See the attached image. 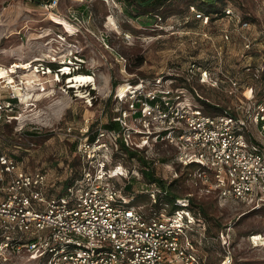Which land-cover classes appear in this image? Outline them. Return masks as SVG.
<instances>
[{
    "label": "rangeland",
    "instance_id": "374dc122",
    "mask_svg": "<svg viewBox=\"0 0 264 264\" xmlns=\"http://www.w3.org/2000/svg\"><path fill=\"white\" fill-rule=\"evenodd\" d=\"M37 1L38 5L30 0H0V66L35 61L41 69L37 77L21 69L13 75L18 83L26 82L22 85L26 96L20 98L11 124L0 127V153L15 155L25 168L57 176L58 191L66 177L79 170L75 149L79 139L87 138L83 131L89 135L115 117L116 109L125 108L114 100L119 86L118 92L147 77L182 76L180 70L188 64L210 62L212 70L215 65L218 70L226 65L230 71H250L249 88L255 86L264 95V40L259 39L264 0H217L211 7L195 0H172L157 16L133 11L132 17L120 0H54L51 6L48 0ZM200 5L201 13L212 9L218 15L212 12L207 20L197 19ZM225 7L247 22L248 29L239 31L236 21L220 17ZM243 37H250V48L245 49ZM243 65L251 67L241 70ZM66 67L67 72L63 71ZM42 69L51 73L41 75ZM74 74L90 75L94 81L73 90L67 81ZM197 75L191 67L186 76L195 92L214 98L216 88L198 81ZM219 88L225 96L223 87ZM218 102L226 105L227 100ZM109 153L100 159H106V169L119 168L111 179L120 189L131 186L142 192L137 193L142 197L137 196L134 206L145 205V214L150 191L157 188L147 185L145 173L151 172L179 198L190 197L204 209L207 217L199 221L210 239L205 248L198 249L203 264H223L226 256L230 264H264V206L251 210L236 202L219 203L215 193H205L188 176L190 170L172 164L169 147L129 149L112 158Z\"/></svg>",
    "mask_w": 264,
    "mask_h": 264
},
{
    "label": "built area",
    "instance_id": "2783aa9c",
    "mask_svg": "<svg viewBox=\"0 0 264 264\" xmlns=\"http://www.w3.org/2000/svg\"><path fill=\"white\" fill-rule=\"evenodd\" d=\"M224 14L239 31L248 29L231 7ZM259 35L264 40V28ZM242 40L250 48V37ZM197 77L220 91L208 71ZM222 83L231 102L213 114L205 112L200 95L170 76L140 79L123 95L116 92L115 103L125 108L116 109L115 128H96L92 140L83 131L87 138L76 148L80 175L58 196L44 193L45 173L19 170L0 153V264H203L198 249L207 238L187 200H176L170 212L166 202L157 203V187L145 214V205L134 206L136 196H124L111 181L119 168L106 169L100 156L118 142L132 150L169 147L172 164L190 170L188 176L219 203L263 207L264 99L248 85L240 89L235 79L224 77ZM19 100L11 84L0 80V127L16 118ZM222 263L230 264V257Z\"/></svg>",
    "mask_w": 264,
    "mask_h": 264
},
{
    "label": "trees",
    "instance_id": "16d2710c",
    "mask_svg": "<svg viewBox=\"0 0 264 264\" xmlns=\"http://www.w3.org/2000/svg\"><path fill=\"white\" fill-rule=\"evenodd\" d=\"M31 3L38 5L40 3V1L37 0H30ZM51 0H48L47 3H49ZM172 0H120V2L123 4V7L125 9V12H127L128 17H132V13L131 12H140L139 15L141 14H150V15H156V13H159V10L165 6L167 3H169ZM196 1H200L201 4H206V6L211 7L214 6L215 2L217 0H195ZM193 6V5H192ZM130 8V11H129ZM198 9L197 13L199 12V14L202 15L203 18L207 17H211V14L213 12L212 9H210L209 11H206L204 14L201 13L203 8L202 6H198L196 7ZM193 9V8H192ZM132 10V11H131ZM201 10V11H200ZM213 14L218 15L217 12H213ZM157 16V15H156ZM220 17H224L226 18L225 14H224V10H221L220 12ZM211 63L208 62V64H198V63H190L187 65V67L184 70H180V72L183 74L182 76H178L175 74H171V73H165L164 76H170L171 78H174L177 83H182L183 87L188 89L190 92H192L194 95H198L195 92V89L193 88L192 84L190 83V81L188 80V78L186 77L187 74L190 72V68L194 67L195 70L199 73L202 70L208 71L209 75L211 78H215L218 81V84L220 86H222L223 84H225L226 89H228V85L226 83H222L224 82V77H229L232 79H235L238 82V85L240 87V89H243L245 86L248 85V82L250 81V79H252L251 77L248 76V74H250V71H243V72H234V71H230L228 69V67L226 65L222 66L220 70H218V66L215 65V69L212 70V67L210 65ZM262 64H264V62H262ZM261 64V66H262ZM256 67V65H254ZM260 66V65H259ZM251 67L250 65H243L241 70H244L245 68H249ZM198 68V69H196ZM259 69V68H258ZM170 74V75H167ZM224 75V76H223ZM151 77H147L144 80H149ZM198 80V79H197ZM255 80V79H254ZM251 82V81H250ZM264 82V77L263 80H261V83ZM128 85H125V87L118 92L119 87L115 90L114 93V100H115V95L116 92H118V94L120 95V93L127 87ZM208 86V85H207ZM253 89V93L255 97H259L260 99H264V95H263V91L259 90V89H255V86L252 87ZM216 92V95L214 96V98H203V100H199L201 101V104L203 105V108L205 110V112L213 114V113H217L220 110H222L221 108H224V106H229L231 99L230 97H227L226 95L224 96L223 94H221V92L219 91V89H214ZM223 96V97H222ZM222 98L227 100V103H223L226 105H221L222 102H218L220 101ZM216 101L218 103H216ZM211 103H216L219 104L218 106H214ZM114 118V117H113ZM113 118L104 126V128H115L116 124L113 122ZM96 129V128H95ZM94 129V130H95ZM85 136V133H84ZM89 140H92L94 138V136L92 134L88 135ZM76 146V143L74 144V147ZM75 149V148H74ZM76 150V149H75ZM111 153H109L110 158L112 157H116V155H120L122 152H129V149L123 144V143H116V145L110 150ZM131 152V151H130ZM1 154H4L10 158H12L15 163L16 166L18 167L19 170L22 171H27V172H32V171H36V169L34 170H30L28 168L23 167V165L21 164V161H19L17 159V157L11 153H7V152H1ZM133 154V153H132ZM131 161H134V158L131 159ZM79 162V170L78 171H72L70 175H68L64 181V185L61 191H58V187L57 184L59 182V179L57 178V176L55 178H51L49 175H46V183H45V188H44V193L46 194V196H58L60 194H62V192L64 191L65 187L67 185H70L72 183H74L77 178L80 175V170H81V162L80 160H78ZM143 162V161H142ZM109 166V165H108ZM143 166H145V163L143 162ZM142 169V168H141ZM39 170V169H37ZM39 171H43V169H40ZM155 175L152 174V172L150 174L145 173V177H146V181H147V185H155L157 186L162 193H159L157 195V203L159 202H166L169 205V209L170 212H172L173 210H175L178 206L176 205V200H181L182 198H179L178 195H176L175 193H173L171 191V189L169 188V185H166V187L164 186V184L162 183V181L157 178ZM111 181L113 182V179H111ZM115 182V181H114ZM113 182V184H114ZM129 184V183H128ZM114 186L116 188H118L119 186L114 184ZM122 193L124 196H141L142 195H137V192H135L132 187L130 186H126L124 188L121 189ZM164 192V193H163ZM185 199V198H184ZM187 200V206L189 207V209H191V211L193 212L194 216L197 217V219H204V217H207L206 213L204 212V209L201 208L199 205H197L193 199H191L190 197L186 198ZM200 222V221H199ZM207 239L203 240L201 242V246L205 248V246L209 243V239L210 237H206ZM200 246V247H201Z\"/></svg>",
    "mask_w": 264,
    "mask_h": 264
},
{
    "label": "bare ground",
    "instance_id": "6f19581e",
    "mask_svg": "<svg viewBox=\"0 0 264 264\" xmlns=\"http://www.w3.org/2000/svg\"><path fill=\"white\" fill-rule=\"evenodd\" d=\"M71 57V56H69ZM35 61H30L24 64H13L10 67H4V66H0V76L2 78H0V80L6 81L7 83L11 84L12 89L15 91V93L22 99L24 96H26V94L23 93V87L22 85H26L25 81H21V82H17L13 79L12 74L16 73L17 69H21L27 72H30L34 75V76H38L40 75L41 69H39L38 66L34 65ZM63 63V61H62ZM66 63V62H65ZM72 66V65H71ZM70 66V67H71ZM35 67V68H34ZM49 69V68H48ZM43 70V74L41 75H49L51 72L45 71ZM63 71H68L67 67L63 69ZM57 74V73H56ZM54 76V75H53ZM51 78V77H50ZM59 80V75L57 76V78L55 79V82H57ZM47 81V80H46ZM54 81V80H53ZM94 79L92 76L90 75H84V74H74L73 77L70 76L69 80L67 81V83L70 84L71 89L73 88V90H75L74 88L79 89L82 85L88 83V82H93ZM96 82V81H95ZM59 85V84H58ZM94 87V86H93ZM83 88V87H82ZM128 89V86L120 93V95H123V93ZM65 93V92H64ZM81 94V93H80ZM83 94V93H82ZM78 96V95H77ZM254 246H259L257 242L253 243Z\"/></svg>",
    "mask_w": 264,
    "mask_h": 264
}]
</instances>
